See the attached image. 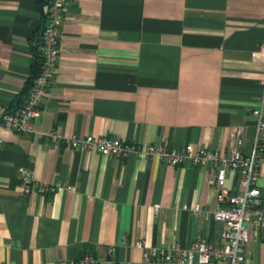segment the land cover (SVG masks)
<instances>
[{"label":"crops","instance_id":"crops-1","mask_svg":"<svg viewBox=\"0 0 264 264\" xmlns=\"http://www.w3.org/2000/svg\"><path fill=\"white\" fill-rule=\"evenodd\" d=\"M42 25L39 0H0V112L26 98ZM263 40L264 0H70L32 131L0 126V264H72L85 255L141 264L147 247L183 249L197 236L221 246L208 167L102 155L44 134L59 127L67 136L220 153L241 135L247 154ZM23 168L60 187L24 192ZM238 179L228 171L226 185L235 189ZM258 183L263 193L264 156ZM253 229L243 264H264V226Z\"/></svg>","mask_w":264,"mask_h":264},{"label":"built area","instance_id":"built-area-1","mask_svg":"<svg viewBox=\"0 0 264 264\" xmlns=\"http://www.w3.org/2000/svg\"><path fill=\"white\" fill-rule=\"evenodd\" d=\"M43 25L37 44L40 55L39 69L33 78L23 104L14 110L0 112V126H10L19 133L32 131V121L41 110L43 97L53 79L60 58V28L67 18L70 0H39ZM257 55L264 60V40ZM262 94L258 105L251 110L255 117V132L251 140L249 153L243 151L244 140L240 135L234 145L226 152L206 146H195L187 143L179 148L168 146L166 141L147 144L126 141L116 137L102 135L96 138L65 135L59 127L45 133L51 141H67L73 148L89 150L95 148L102 155L155 158L169 165L177 166L189 163L194 166H206L210 169L207 183L215 191L216 204L212 215L223 222L221 230L222 244L219 247L210 245L204 238L197 236L186 248L169 249L164 247H147L143 251L141 264H243L247 257V245L256 236L249 226H264V192L258 180L260 165L264 156V77L261 80ZM43 135L40 133V136ZM228 171L238 175L235 189L226 185ZM20 185L24 192L39 194L53 193L60 186L57 183H40L34 180L32 172L21 169ZM155 211L158 205L154 206ZM194 215L204 218L201 209H195ZM137 246L144 247V240ZM113 247H110L111 251ZM91 255L73 261L72 264H96Z\"/></svg>","mask_w":264,"mask_h":264},{"label":"trees","instance_id":"trees-1","mask_svg":"<svg viewBox=\"0 0 264 264\" xmlns=\"http://www.w3.org/2000/svg\"><path fill=\"white\" fill-rule=\"evenodd\" d=\"M35 58H36V61H35L34 65H33L31 76H30L29 81H28L29 87L31 86L33 78L37 75L38 69H39L40 55H39L38 50L35 51ZM29 87H28V89H29ZM27 92H28V90H27Z\"/></svg>","mask_w":264,"mask_h":264}]
</instances>
